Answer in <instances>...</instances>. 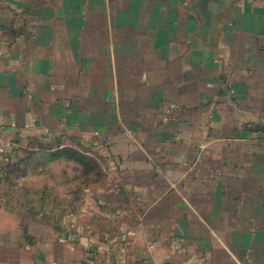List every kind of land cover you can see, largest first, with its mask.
Returning a JSON list of instances; mask_svg holds the SVG:
<instances>
[{"label":"crops","instance_id":"0c3cea01","mask_svg":"<svg viewBox=\"0 0 264 264\" xmlns=\"http://www.w3.org/2000/svg\"><path fill=\"white\" fill-rule=\"evenodd\" d=\"M0 125L106 162L0 264H264V0H0Z\"/></svg>","mask_w":264,"mask_h":264},{"label":"rangeland","instance_id":"374dc122","mask_svg":"<svg viewBox=\"0 0 264 264\" xmlns=\"http://www.w3.org/2000/svg\"><path fill=\"white\" fill-rule=\"evenodd\" d=\"M5 142L0 151V198L22 220L23 240L36 243L43 236L39 233L53 227L57 234L68 232L65 217L85 210L91 190L86 186L105 178L104 159L83 143L41 138ZM29 232L38 234L29 238Z\"/></svg>","mask_w":264,"mask_h":264},{"label":"built area","instance_id":"2783aa9c","mask_svg":"<svg viewBox=\"0 0 264 264\" xmlns=\"http://www.w3.org/2000/svg\"><path fill=\"white\" fill-rule=\"evenodd\" d=\"M6 146L5 138H4V131L3 127L0 125V151L5 149L4 147Z\"/></svg>","mask_w":264,"mask_h":264},{"label":"water","instance_id":"95a60500","mask_svg":"<svg viewBox=\"0 0 264 264\" xmlns=\"http://www.w3.org/2000/svg\"><path fill=\"white\" fill-rule=\"evenodd\" d=\"M207 0H204V3L206 2Z\"/></svg>","mask_w":264,"mask_h":264}]
</instances>
